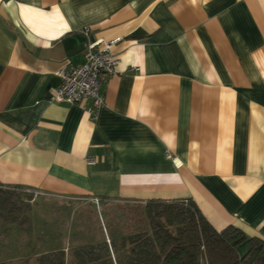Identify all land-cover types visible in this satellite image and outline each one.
I'll return each mask as SVG.
<instances>
[{
  "label": "crops",
  "instance_id": "obj_1",
  "mask_svg": "<svg viewBox=\"0 0 264 264\" xmlns=\"http://www.w3.org/2000/svg\"><path fill=\"white\" fill-rule=\"evenodd\" d=\"M97 40L117 64L92 118L52 97ZM0 183L69 214L190 198L264 240V0H0ZM20 236L0 224V262L64 249Z\"/></svg>",
  "mask_w": 264,
  "mask_h": 264
},
{
  "label": "trees",
  "instance_id": "obj_2",
  "mask_svg": "<svg viewBox=\"0 0 264 264\" xmlns=\"http://www.w3.org/2000/svg\"><path fill=\"white\" fill-rule=\"evenodd\" d=\"M32 193L0 183V224L5 229L16 226L28 241L33 232ZM103 209L78 216L81 224L89 214L97 217L104 237L73 242L74 264H264V240L234 226L217 230L190 198L115 202ZM243 244L247 249L241 253ZM66 256L64 249L53 248L40 253L34 264H68Z\"/></svg>",
  "mask_w": 264,
  "mask_h": 264
},
{
  "label": "rangeland",
  "instance_id": "obj_3",
  "mask_svg": "<svg viewBox=\"0 0 264 264\" xmlns=\"http://www.w3.org/2000/svg\"><path fill=\"white\" fill-rule=\"evenodd\" d=\"M32 203L34 206V210L32 211V219L33 220V232L32 234L36 237L38 232L42 230L45 232L44 239L47 238V243H45L44 240L35 243V237L32 235L31 238L32 242L29 243V249L32 250V253H36L39 248H41V251L50 249V247L55 246L56 243H52L51 240H61L60 243L57 244V246H62L66 253V259L68 264H74L71 261V255H72V243L73 242H93V240H102L104 235L102 228L100 226L99 221L97 220V217H92L91 214L88 216V220L85 221V223L81 224L78 221V216L80 213L82 214L85 211V208L87 205L90 207L89 202H73L74 206L81 205L82 209L77 211V213H71L69 214L68 210L64 208H56V204L49 200L45 199V197L40 196L38 193H32ZM65 202V201H63ZM43 206H41V205ZM100 204V203H99ZM38 205V207H37ZM97 207H100L96 204ZM108 206V205H107ZM93 207V206H91ZM111 207V205H109ZM77 214V215H76ZM100 221H101V215H99ZM96 219V220H95ZM102 222V221H101ZM56 238V239H55ZM39 247V248H37ZM46 248V249H44ZM36 249V250H35ZM43 249V250H42ZM39 255L31 254V256H28L26 259L23 260L24 264H34L36 261V258ZM21 261H13V262H6L10 264H20Z\"/></svg>",
  "mask_w": 264,
  "mask_h": 264
},
{
  "label": "built area",
  "instance_id": "obj_4",
  "mask_svg": "<svg viewBox=\"0 0 264 264\" xmlns=\"http://www.w3.org/2000/svg\"><path fill=\"white\" fill-rule=\"evenodd\" d=\"M86 28L84 33L88 34ZM116 40H97L89 42L85 47V62L71 66L59 73L61 83L52 97L53 102L81 103L90 102L86 106L88 114L95 118L103 105L102 81L115 72L117 59L111 51ZM88 160V164H93ZM99 205V199H93Z\"/></svg>",
  "mask_w": 264,
  "mask_h": 264
}]
</instances>
